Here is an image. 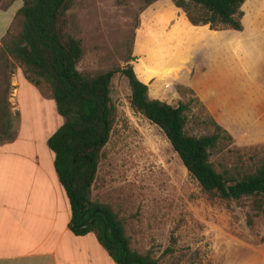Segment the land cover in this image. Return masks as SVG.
<instances>
[{"label": "rangeland", "instance_id": "1", "mask_svg": "<svg viewBox=\"0 0 264 264\" xmlns=\"http://www.w3.org/2000/svg\"><path fill=\"white\" fill-rule=\"evenodd\" d=\"M12 3L11 12L23 5L0 0L1 7ZM156 3L144 8L145 0H74L68 14L71 32L82 43L78 69L96 75L132 65L150 83L152 99H166L161 101L171 105L192 100L188 131L200 136L214 129L201 124L206 110L200 97L196 94L202 103L179 93L182 84L177 81L188 72L184 45L195 39L218 42L236 37L238 44L228 54L237 62L240 78L247 79V92L255 96L254 112L264 118V0L246 2L240 32L194 28L175 6L169 13L162 4L146 14L142 27L143 14ZM171 20L176 25L168 32ZM17 29L15 22L11 32ZM32 80L24 65L0 50V142L17 135L24 150L33 149L36 140L52 153L48 138L65 118L58 113L51 88L37 87ZM111 97L114 124L92 201L109 206L123 219L132 248L151 254L160 264H264V211L256 214L253 198L211 200L164 131L133 110L129 81L120 73L112 80ZM262 157L264 143L239 145L233 137L213 151L212 160L252 168Z\"/></svg>", "mask_w": 264, "mask_h": 264}, {"label": "trees", "instance_id": "2", "mask_svg": "<svg viewBox=\"0 0 264 264\" xmlns=\"http://www.w3.org/2000/svg\"><path fill=\"white\" fill-rule=\"evenodd\" d=\"M158 1L145 0L144 8ZM247 1L173 0L175 7L182 9L194 26L209 25L212 30L239 32L243 29L245 14L242 9ZM73 2L22 0L23 6L15 16L18 29L15 33L12 29L8 32L1 48L31 72L32 82L37 87L46 84L51 88L58 113L65 118L64 124L48 138V145L54 152L55 169L69 198L71 230L83 236L97 225L101 242L117 264H160L151 254H141L132 248L121 217L109 206L92 201L102 152L114 124L111 83L118 73L129 81L133 110L164 131L183 165L211 200L253 198L256 214L264 211V158L255 162L252 168L243 163L229 166L214 162L213 151L220 149L225 140L233 141V137L218 124L192 89L183 85L178 87L182 96L188 93L202 103L206 114L201 124L214 129L200 136L188 131L192 100L171 105L161 101L166 99H152L150 83L140 77L132 65L96 75L84 74L78 69L83 51L81 41L70 29L68 12ZM88 222L94 224L79 229ZM248 223L254 224L252 215H249Z\"/></svg>", "mask_w": 264, "mask_h": 264}, {"label": "crops", "instance_id": "3", "mask_svg": "<svg viewBox=\"0 0 264 264\" xmlns=\"http://www.w3.org/2000/svg\"><path fill=\"white\" fill-rule=\"evenodd\" d=\"M159 4L169 13L176 6L160 0L143 14L142 27L146 14ZM12 5L0 6V50L23 6L11 12ZM176 10L182 16L184 11ZM184 16L192 27H205L192 25ZM175 25L171 20L166 30L171 32ZM235 39L186 41L188 72L177 82L196 92L237 144L264 143V118L254 112L255 96L247 92V79L240 78L239 66L228 54L238 44ZM21 148L17 135L0 142V264H117L101 242L99 229L83 236L71 230L72 210L54 152L41 149L36 140L33 149Z\"/></svg>", "mask_w": 264, "mask_h": 264}, {"label": "water", "instance_id": "4", "mask_svg": "<svg viewBox=\"0 0 264 264\" xmlns=\"http://www.w3.org/2000/svg\"><path fill=\"white\" fill-rule=\"evenodd\" d=\"M95 213H99V211H95ZM92 224H94V222L85 223V224L79 226V229L87 228V227H89Z\"/></svg>", "mask_w": 264, "mask_h": 264}]
</instances>
